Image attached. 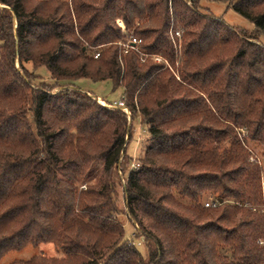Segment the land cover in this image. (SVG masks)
<instances>
[{"label":"trees","instance_id":"obj_1","mask_svg":"<svg viewBox=\"0 0 264 264\" xmlns=\"http://www.w3.org/2000/svg\"><path fill=\"white\" fill-rule=\"evenodd\" d=\"M210 1L253 32L201 13L203 0H0V263L52 244L60 258L12 264H264V0ZM131 38L142 43L125 54ZM233 44L232 57L211 60ZM154 57L181 61L179 79ZM30 62L53 84L36 87ZM80 80L122 90L143 115L138 170L121 159L127 115L82 94ZM97 163L95 184L81 190ZM119 185L138 226L132 244ZM207 195L216 206L204 207Z\"/></svg>","mask_w":264,"mask_h":264},{"label":"rangeland","instance_id":"obj_2","mask_svg":"<svg viewBox=\"0 0 264 264\" xmlns=\"http://www.w3.org/2000/svg\"><path fill=\"white\" fill-rule=\"evenodd\" d=\"M31 1L34 3H40V1L42 0H35V1L31 0ZM201 13L205 15L213 16L215 19L224 22L226 25H228V27L230 28V31H235L236 33H240V36L244 34L252 33L254 30V25L251 22H249L245 18L238 15L236 12H234L230 8V6L227 3H224V2L203 0ZM122 24H123L122 22H119L120 27ZM173 24L174 22L172 20L170 36L173 41L175 49L179 52L178 55L182 57V53H181L182 47H183L182 34L178 36L176 33H173L172 31L173 26H174ZM123 30H125V28ZM236 49H237L236 45L233 44L232 46L228 47V49L225 50L221 56L213 57L211 60H215L219 57H221L223 60H227L228 58L232 57L235 54ZM17 61L18 60H16V62ZM154 61H155V57H154ZM156 63H164V65H166V67L170 69L172 73H174L177 79H179L178 68L181 66V61L176 63V68H174L169 62L163 59L161 62H156ZM16 67L19 69L18 64L16 65ZM26 68L30 72L34 73V75L36 76V79L33 81V84L36 87L47 86L48 84H53V82L50 80V75L46 68L41 67V68L36 69L31 62L26 64ZM75 84L76 86L82 89L81 91L75 86L76 89L80 90L82 94L88 95L86 93L87 91H89L95 94L96 96L100 97L97 100H95L100 105H103L101 102L105 104L109 103L107 101H110V103H114L122 99L121 97L122 90H117L115 92H112L111 85L108 83H93L89 80H80L78 82H75ZM60 90L61 88H57L55 89V92H58ZM93 97L94 98L92 99H95V96ZM27 117L29 121H32L31 112L27 113ZM143 120H144L143 115L141 113L139 115L137 114L133 116L132 123L130 126L131 134H130L127 146L124 150L125 151L124 159L126 160L129 158H132V160H130V162L132 161L131 164L140 158L142 151H143L142 145L146 143V138L148 137V130L146 126L144 125ZM248 147L249 149H251L253 154L256 155L257 158H259V160L260 159L263 160V155H262L263 148L262 147L257 146L256 144H253V143H248ZM262 165H263L262 167H264V163H262ZM102 167L103 165L101 163H97L95 165V168L93 169L92 175L90 179L88 180V182L85 183V185L80 186L81 190L86 191L88 186L95 184L97 177L102 171ZM120 169L122 170L121 167ZM129 169H131V165L129 166ZM124 174L122 176L118 171V175L121 177H124V179L126 180V176H124ZM118 175L115 176L116 181L119 180ZM124 183L125 182L123 183L121 182L122 185H124ZM262 193H263V200H264V172L262 175ZM210 198H211V195H207L204 201L205 202L210 201ZM177 200L180 201L182 204H189L186 200H183L179 197H177ZM117 205H118V208L123 213L120 215L119 220L122 223V225H124L125 237L126 239L130 240L132 238V235L135 233V226H134V223L128 218L126 214L124 189L121 185L117 186ZM135 242L139 250L142 253H144L145 252L144 244L139 245L137 240ZM260 246L264 248V240L263 242H260ZM38 255H43L48 259L60 258V255L57 253V249L55 248V246L52 244H48V245H42L39 248L28 247L27 249L20 251V252H11L3 258L0 264H12L13 262L19 261V260H30L34 256H38Z\"/></svg>","mask_w":264,"mask_h":264},{"label":"built area","instance_id":"obj_3","mask_svg":"<svg viewBox=\"0 0 264 264\" xmlns=\"http://www.w3.org/2000/svg\"><path fill=\"white\" fill-rule=\"evenodd\" d=\"M33 1H35V0H33ZM61 1L70 2L71 0H61ZM121 27H122V29H124L123 24L121 25ZM176 34L178 36H180L179 33H176ZM141 43H142L141 40H139L137 38H131L126 43H121V47L123 48L124 53L125 54H128L132 49H135ZM95 57L98 58L99 57V54H97ZM155 61L156 62H161L162 59L160 57H155ZM103 105L104 106H107L109 108H114V109L120 108L127 115L129 124L131 125L132 119H133V115H132L131 111L129 110V108L125 105V100L121 99L118 102H114L111 105H107V104L103 103ZM129 137L130 136H127V138H126V143H125V146H124L125 148H126L127 143L129 141ZM124 154H125V151H123V155H122L121 159L124 158V156H125ZM139 168H140V163L138 161H134L131 164V169L130 170H138ZM119 173L123 176L121 170H119ZM122 182H125L124 177H122ZM204 205H205V207L208 208V207H214V206H216L217 203L212 202V200L210 199V201H207ZM136 229H138V226L137 225L135 226V233L132 235V238L129 240L130 241V244H132V240L136 236Z\"/></svg>","mask_w":264,"mask_h":264},{"label":"bare ground","instance_id":"obj_4","mask_svg":"<svg viewBox=\"0 0 264 264\" xmlns=\"http://www.w3.org/2000/svg\"><path fill=\"white\" fill-rule=\"evenodd\" d=\"M103 104V102H101Z\"/></svg>","mask_w":264,"mask_h":264}]
</instances>
